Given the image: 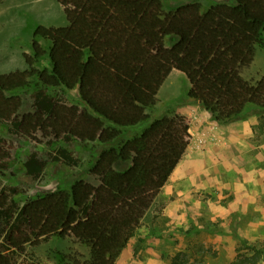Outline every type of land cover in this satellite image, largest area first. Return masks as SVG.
Here are the masks:
<instances>
[{
	"label": "trees",
	"instance_id": "16d2710c",
	"mask_svg": "<svg viewBox=\"0 0 264 264\" xmlns=\"http://www.w3.org/2000/svg\"><path fill=\"white\" fill-rule=\"evenodd\" d=\"M55 1L66 25L36 27L26 68L0 74V125L35 145H91L92 181L75 180L20 207L0 189V264H23L27 248L52 239L87 248L84 260L69 256L67 264H115L191 139L189 119L147 114L173 71L186 78L187 99L213 122L245 119L250 108L264 117V73L247 78L256 50L264 47V0L205 10L188 3L169 12L160 0ZM43 60L46 66L36 69ZM32 83V111L21 114L18 94ZM73 90L82 107L50 94ZM11 149L0 138V171L10 164ZM48 157L69 168L80 165L63 147ZM45 166L37 151L23 163L33 180Z\"/></svg>",
	"mask_w": 264,
	"mask_h": 264
},
{
	"label": "rangeland",
	"instance_id": "374dc122",
	"mask_svg": "<svg viewBox=\"0 0 264 264\" xmlns=\"http://www.w3.org/2000/svg\"><path fill=\"white\" fill-rule=\"evenodd\" d=\"M165 12L188 3H198L203 10L215 4H233V0H160ZM66 25L65 15L55 0H0V74L26 68L25 56H31V44L34 41L33 32L36 27H63ZM40 42L46 50V44ZM172 40H167L169 46ZM46 66V61L36 64V69ZM264 73V47L256 50L255 60L247 71V78L258 79ZM35 83L26 90L19 92L22 99L21 114L32 111L31 94ZM189 84L186 78L173 71L165 80L157 94L155 106L147 112L153 119L165 116L180 115L190 120L191 128L197 126L199 114L195 112L196 105L187 97ZM69 106L82 107L76 90L69 92H50ZM248 109V121L257 118V126L264 131V117L253 114ZM136 131L132 132L135 133ZM0 138L12 146L9 151L11 162L5 170L0 171V189H4L18 207L39 196L58 190H66L75 180L92 181L87 175V169L95 155L91 145L76 142L65 144L56 142L47 146L43 141L35 145L12 135L6 125H0ZM59 147L72 152L80 161L76 168H69L49 160L48 154ZM33 151L46 162L44 172L38 180H33L25 174L23 163ZM9 191H14L12 194ZM224 198V197H223ZM217 205L215 213L205 211L198 219L188 226L175 230L168 229L158 211L155 217L152 210L142 222L144 229L138 232L123 257L115 264H237L241 261H255L254 264H264V226L249 227V221L255 219L254 213H227V197ZM157 208V204H155ZM244 215V216H243ZM192 219L191 216H189ZM187 218V219H189ZM148 223L153 226L150 231ZM165 229H168L165 233ZM156 242H147L144 238L148 232ZM172 231L175 234L172 235ZM165 238V239H164ZM163 239V240H160ZM88 250L72 239H52L38 247L27 248L23 264H67V257L79 256L84 260Z\"/></svg>",
	"mask_w": 264,
	"mask_h": 264
},
{
	"label": "crops",
	"instance_id": "0c3cea01",
	"mask_svg": "<svg viewBox=\"0 0 264 264\" xmlns=\"http://www.w3.org/2000/svg\"><path fill=\"white\" fill-rule=\"evenodd\" d=\"M193 110L200 117L194 130L189 127V145L147 215L154 210L157 217L159 211L161 217L168 220L166 227L177 232L180 227L198 219L200 213H215L218 210L216 204L227 197V213L255 212V219L249 221L248 226L263 227L264 131L257 127V118L220 125L199 106ZM148 225L153 232L152 224ZM143 229L141 225L138 232ZM150 231L143 235L144 239L147 242L159 240Z\"/></svg>",
	"mask_w": 264,
	"mask_h": 264
}]
</instances>
